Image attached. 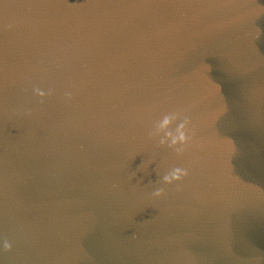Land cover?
<instances>
[{"label": "water", "instance_id": "95a60500", "mask_svg": "<svg viewBox=\"0 0 264 264\" xmlns=\"http://www.w3.org/2000/svg\"><path fill=\"white\" fill-rule=\"evenodd\" d=\"M0 264H264V0H0Z\"/></svg>", "mask_w": 264, "mask_h": 264}]
</instances>
